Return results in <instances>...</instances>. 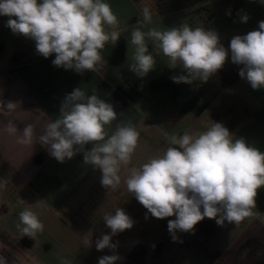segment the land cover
Segmentation results:
<instances>
[{
	"label": "clouds",
	"instance_id": "1",
	"mask_svg": "<svg viewBox=\"0 0 264 264\" xmlns=\"http://www.w3.org/2000/svg\"><path fill=\"white\" fill-rule=\"evenodd\" d=\"M259 2L264 4V0ZM226 14L230 16L231 11ZM141 15L131 26L130 37L134 53L129 71L137 77L155 69L156 60L146 42L151 41L168 58V67L179 69V74L171 77L174 83H207L224 67L230 51L231 62L240 66L239 77L253 90L264 89V20L258 22L257 29L234 35L225 48L215 30L188 24L144 31L153 23L150 7L143 6ZM238 15L241 23L250 19L246 12ZM3 16L8 17L5 26L14 35L35 42L40 56L54 54L53 66L79 75L101 71L107 64L102 55L106 44H116L127 30L105 0H0ZM5 107L14 110L15 104L8 102ZM117 117L113 104L101 99L95 89L89 95L77 87L66 94L58 118L48 122L35 138L61 163L82 153L83 163L100 171L102 187L115 191L123 184L147 210L146 219L149 214L156 219L174 217L167 222L173 241L178 240V231L194 232L205 218L222 227L225 222L238 224L253 215L257 190L264 187V152L214 122L198 134L171 135L165 147L135 166L131 161L140 133L128 121L117 123L109 135L106 126ZM5 127L9 134L18 131L11 120ZM21 132L18 142L31 145L34 125H25ZM102 219L110 233L97 238L95 248L113 254L99 257L98 264H118L121 257L112 237L131 229L135 221L122 207L106 212ZM19 220L24 226L21 231L29 237L44 229L39 214L29 208L19 213ZM85 243L92 245V241ZM0 264H8L3 255Z\"/></svg>",
	"mask_w": 264,
	"mask_h": 264
},
{
	"label": "crops",
	"instance_id": "2",
	"mask_svg": "<svg viewBox=\"0 0 264 264\" xmlns=\"http://www.w3.org/2000/svg\"><path fill=\"white\" fill-rule=\"evenodd\" d=\"M172 1L178 0H105L126 31L131 27L125 25L130 12L142 19L141 8L148 6L153 21H157L165 16V11L174 13L171 8L179 7ZM7 19L0 17V173L5 197L0 205V255L6 257L8 264H62L64 260L71 264H98L99 257L113 254L109 249L97 251L95 241L110 233L102 217L106 212H114L116 207H122L135 221L131 229L112 237V242L118 245L116 253L121 257L118 264H264V187L257 190L256 207L250 217L238 224L225 222L222 227L214 219L205 218L195 226L194 232L178 231V240L173 241L167 222L174 217L156 219L149 214L146 219L147 210L123 184L115 191L102 187L100 171L84 164L82 153L63 163L51 157L35 137L48 122L58 118L66 94L77 87L89 95L95 89L101 99L113 104L118 117L106 126L109 135L117 123L131 121L136 127L140 139L132 165L147 162L166 146L171 135L191 133L193 129L181 128L186 111H180L169 93L161 96L168 99L173 109L170 114L177 119L176 126L169 129L171 133L153 124L125 100V95L115 97L116 89L109 82L121 72L116 63L109 67L112 64L109 55L102 54L107 64L97 73L87 71L79 75L55 67L51 62L54 54L49 58L40 56L34 41L14 35L5 26ZM230 24L229 21L228 31ZM118 46L125 48V43L109 42L104 49ZM239 67L230 77L226 70L218 71L225 85L230 78L233 83L241 80ZM248 92L256 103L251 110L254 117L241 129L250 127L234 135L264 152V89L249 87ZM8 102L15 104L14 110L5 107ZM10 120L17 126L15 134L6 131ZM27 124L35 129L31 145L18 142ZM124 174L122 170L121 175ZM38 201L40 204H36ZM25 208L37 212L44 225L43 231L34 237L21 231L24 226L19 213ZM85 241H92V245ZM149 255H154L152 262Z\"/></svg>",
	"mask_w": 264,
	"mask_h": 264
},
{
	"label": "rangeland",
	"instance_id": "3",
	"mask_svg": "<svg viewBox=\"0 0 264 264\" xmlns=\"http://www.w3.org/2000/svg\"><path fill=\"white\" fill-rule=\"evenodd\" d=\"M231 1L234 3L239 2L244 10L243 12H246L250 19L243 28L230 24L228 41L234 35H237L235 29L239 30V35H243L257 29L258 22L264 20V4H261L259 0ZM172 3L174 5L176 1H172ZM176 9V6H173L171 11ZM172 14L165 11V16L153 21L152 24L146 26L143 30L147 31L148 28L155 27L164 31L173 26L178 27L183 23L187 24L183 20L184 17L182 15ZM129 15L126 26L134 25L140 18L133 12H130ZM240 29H243L241 34ZM130 37L131 27L128 31L122 32L120 39L117 41L120 45L125 43V48L118 46L112 50L103 49L102 51V54L110 56V63L112 64L109 67H114V63H116L118 71L121 72L117 77L110 78L112 80L109 82L116 89L115 97L117 95H122V97L125 95L124 98L125 100L128 99L127 102L136 106L153 124L167 133H171L169 129L172 125L176 126L175 121L177 119L170 114L173 109L168 99L165 96H161L162 93H169L172 101L178 105L180 111H186L180 126L183 130L184 128L192 127L191 133L198 134L214 122L222 123L232 134L238 132L241 127L249 125L254 117L251 110H253V105H256V103L248 92L250 85L246 81L241 79L226 86L222 77L217 73L204 84H199L198 82L193 85L174 83L171 77L179 74V69H170L168 67V58L156 49L151 41L146 42L148 43L150 54L156 60L155 69L143 78L137 77L129 71V65L133 63L132 57L134 53V46L130 43ZM118 61L122 62V64H117ZM248 127L241 130H246ZM3 181L4 179L0 173V205H2L1 202H4L5 198ZM148 257L151 262L154 260V255H149Z\"/></svg>",
	"mask_w": 264,
	"mask_h": 264
},
{
	"label": "flooded vegetation",
	"instance_id": "4",
	"mask_svg": "<svg viewBox=\"0 0 264 264\" xmlns=\"http://www.w3.org/2000/svg\"><path fill=\"white\" fill-rule=\"evenodd\" d=\"M175 4L179 7H176L177 9L173 11L172 15H182L183 20L193 28L202 27L206 30H215L218 32L221 43L225 48H228L230 43L228 41L227 23L233 19L231 21L232 26L238 25L241 27L245 25V23L239 21L238 13L244 11L239 2L234 3L231 0H178ZM228 10L231 11L230 16L226 14ZM238 67L231 62L229 51V58L222 70H226V75L230 77L234 74L233 70L238 69Z\"/></svg>",
	"mask_w": 264,
	"mask_h": 264
},
{
	"label": "water",
	"instance_id": "5",
	"mask_svg": "<svg viewBox=\"0 0 264 264\" xmlns=\"http://www.w3.org/2000/svg\"><path fill=\"white\" fill-rule=\"evenodd\" d=\"M231 83H233V80L230 78V79H228V80H226V85H229V84H231ZM208 225L207 226H205L204 227V230L206 231L207 229H208Z\"/></svg>",
	"mask_w": 264,
	"mask_h": 264
}]
</instances>
